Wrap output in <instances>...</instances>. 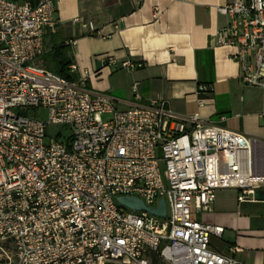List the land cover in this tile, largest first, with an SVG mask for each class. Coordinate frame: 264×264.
<instances>
[{
  "label": "built area",
  "instance_id": "2783aa9c",
  "mask_svg": "<svg viewBox=\"0 0 264 264\" xmlns=\"http://www.w3.org/2000/svg\"><path fill=\"white\" fill-rule=\"evenodd\" d=\"M59 1L0 0V261L239 264L236 247L210 248L223 228L192 215L210 211L220 190L255 202L264 184L253 179V140L197 115L176 116L165 101L117 111L110 96L87 88L88 72L71 82L45 70L37 61ZM219 13L229 23L215 43L235 49L240 82L261 91L264 118V0H231ZM131 89L139 99L138 84ZM54 126L69 135L49 134ZM118 197L152 209L164 200L166 217L128 210Z\"/></svg>",
  "mask_w": 264,
  "mask_h": 264
},
{
  "label": "crops",
  "instance_id": "0c3cea01",
  "mask_svg": "<svg viewBox=\"0 0 264 264\" xmlns=\"http://www.w3.org/2000/svg\"><path fill=\"white\" fill-rule=\"evenodd\" d=\"M10 1L36 4V0ZM230 2L60 0L54 13L56 26L44 35L37 63L56 74V63L69 61L71 82L88 72L87 88L110 96L117 111L165 101L176 116L197 115L243 134L253 140L254 180L264 184L262 93L240 82L239 67L231 57L235 49L215 43L216 32L229 23L219 9ZM125 61L144 67L130 72L120 67ZM71 65L76 66L73 72ZM135 83L139 99L131 89ZM200 89L210 90V95L198 98ZM237 194L218 191L211 210L192 218L223 228L220 239H210L215 252L224 254L236 247L239 264H264V201L238 203Z\"/></svg>",
  "mask_w": 264,
  "mask_h": 264
},
{
  "label": "water",
  "instance_id": "95a60500",
  "mask_svg": "<svg viewBox=\"0 0 264 264\" xmlns=\"http://www.w3.org/2000/svg\"><path fill=\"white\" fill-rule=\"evenodd\" d=\"M254 200L264 201V189H259L254 192ZM116 201L120 206L131 211H146L150 215L159 218L166 217L164 200L159 201L158 207L156 209L147 208L140 199L135 197H118Z\"/></svg>",
  "mask_w": 264,
  "mask_h": 264
},
{
  "label": "trees",
  "instance_id": "16d2710c",
  "mask_svg": "<svg viewBox=\"0 0 264 264\" xmlns=\"http://www.w3.org/2000/svg\"><path fill=\"white\" fill-rule=\"evenodd\" d=\"M69 64V61H59L58 63H56V67H57V70H56V74L59 75L60 77H63L67 80L70 81V76L68 75V70H67V67H68ZM210 95V90L206 89V90H202V91H199L198 92V97L200 99H206L207 96ZM153 263H154V258H153ZM0 264H3L1 261H0Z\"/></svg>",
  "mask_w": 264,
  "mask_h": 264
},
{
  "label": "rangeland",
  "instance_id": "374dc122",
  "mask_svg": "<svg viewBox=\"0 0 264 264\" xmlns=\"http://www.w3.org/2000/svg\"><path fill=\"white\" fill-rule=\"evenodd\" d=\"M28 116H33V113H30ZM40 117L45 120L46 119V112L42 111L40 113ZM103 121L108 120V116H102L101 118ZM48 133L51 135L57 134V133H62V136L66 137L69 135V131H67L65 129V127H61V126H54V127H49L47 129ZM160 170H163V165L160 164Z\"/></svg>",
  "mask_w": 264,
  "mask_h": 264
},
{
  "label": "bare ground",
  "instance_id": "6f19581e",
  "mask_svg": "<svg viewBox=\"0 0 264 264\" xmlns=\"http://www.w3.org/2000/svg\"><path fill=\"white\" fill-rule=\"evenodd\" d=\"M253 179H254V176H253Z\"/></svg>",
  "mask_w": 264,
  "mask_h": 264
}]
</instances>
